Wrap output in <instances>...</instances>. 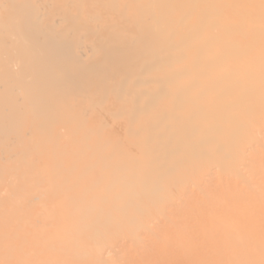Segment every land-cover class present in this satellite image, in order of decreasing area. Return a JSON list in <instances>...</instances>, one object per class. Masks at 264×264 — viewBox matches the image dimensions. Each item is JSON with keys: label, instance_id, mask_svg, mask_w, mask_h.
<instances>
[{"label": "bare ground", "instance_id": "obj_1", "mask_svg": "<svg viewBox=\"0 0 264 264\" xmlns=\"http://www.w3.org/2000/svg\"><path fill=\"white\" fill-rule=\"evenodd\" d=\"M231 206L264 209V0H0V264L214 260L260 234Z\"/></svg>", "mask_w": 264, "mask_h": 264}, {"label": "rangeland", "instance_id": "obj_2", "mask_svg": "<svg viewBox=\"0 0 264 264\" xmlns=\"http://www.w3.org/2000/svg\"><path fill=\"white\" fill-rule=\"evenodd\" d=\"M243 201L246 202L244 199H243ZM242 203H243V202H242ZM242 203H241V204H242ZM246 203H247V202H246ZM246 203H244V204H246ZM233 207H234V206H233ZM233 207H232V206L230 207V209H232V210H231V213L233 212V216L236 217V216H237L236 214H237L238 211L236 212V211L234 210ZM235 208H236V207H235ZM254 210H256V209H254ZM254 210H252L253 213H255ZM259 210H261V209L258 208V212H259ZM234 211H235V213H236L235 215H234ZM262 211L264 212V209H263ZM262 211H261L260 213H255V214L252 213V214H253L252 217H251V216H248L249 214L252 215L250 211H248V212L245 211V213H244L243 211H242V212L240 211L241 213H240L239 215H242V213H243L244 216H245L246 218L249 217L250 219H251V218H254V216H257L258 218H260L259 221H260V220L263 221L264 217H263V212H262ZM246 212H247V214H246ZM256 212H257V211H256ZM259 214H261L262 217H259ZM239 215H238L236 218H235V217H234V218H235V219L238 218V220H239L240 222H242V226H245V225H243V224H246L248 221H251V220H249L248 218H247L248 220H247L246 218L244 219V216H243V215L240 216L241 218H243V219L240 220ZM257 217H255L256 220H255V218H254V220H255L256 223H257V225H256L255 227L258 228L257 230H259V231H258V234H259V232H260L259 235H257V233H256V236H259V238L256 237V236H254V239H253L252 243L250 244V245L253 244V245L257 246V247H256V250H257V251H256V250H255L256 252H253V251H252L253 254L255 253V258H254V255H253L252 253H251L252 255L249 253V252H251V250H253V248H255V246H253V247H252V246H248L249 244H248V245L245 244V245H241V246H240L239 244H237V245H236V244H233V245L231 244V245H230L231 241H232V243H234V239L232 238V236H234V233H232L233 231H231V229H232V230H234V229H233V228H229V230H227L228 232L226 231L227 234L225 235V237L222 238V239H223V240H222L223 243L226 242V246H225V244H224L225 248H224V246L222 247V245L220 246L219 244L216 245L215 243L210 242V241H211L210 238L213 237V236H210V238H209L210 241L208 242V245H209V243H210V245H209L208 247H206V250H203V252H204V251L207 252V250H210L211 247H212V249H213V246L211 245V243H212L213 245L215 244L214 247H215V246H218L219 248H222L221 250L218 249L217 251H220V252H221L222 250H226L225 252H223V255H222V253H220L221 255H220V254H217V253H219V252H217V251L215 250V249L218 248V247H216V248L214 249L215 251H214V250H213V252L211 251V252H212V253H211L212 255L210 254V256H215V258H214V260H213L212 257H211V258H210V257H207V256H209V255H208V254L210 253L209 251H208V253L205 254V255L201 253V252H202V251H201V250H202V249H201L202 247L200 248L201 250H197V251H196L195 248L198 249L199 246H196V244H198V243H197V242H194L193 244H194L195 246H194V245H191V246H193L192 249L190 250L191 253L188 252V253H185V254H184V258H187V260H184V261H185V262L188 261L187 264H188L189 262H190V263L192 262L191 264H198V263L200 264L199 261H202V260L204 259V260H203L204 264H212L213 262H214L215 264H218L219 259H220L219 264H221L222 261H224V260L226 259V260L223 262L224 264H226V263L229 264L230 261H231L230 264H236V262H237L236 260H237V259L239 260V259L241 258V256H242V259H240V260H243V261H244V264H245V263H246V264H252V263H253V264H257V263L255 262L257 259H259V260H257L258 264H261V263L264 264V257H263V256H264V251H263V250H264V247H263V246H264V241L262 240L263 237L260 238V237L262 236V235H261V234H262V233H261V230H262V229L264 230V227L262 226V225H264V221H263V224H262V223L259 224L260 222L257 221V220H258ZM262 218H263V219H262ZM243 220L246 221V222L244 223ZM248 223L250 224L251 222H248ZM252 223H255V222L253 221V219H252ZM256 223H255V224H256ZM258 224H259V226H258ZM247 225H248V224H247ZM247 225H246V226H247ZM257 226H258V227H257ZM261 226H262V227H261ZM259 227H261V228L259 229ZM230 231H231V232H230ZM254 232H256V230H255ZM254 232H253V233H254ZM262 232H263V231H262ZM254 234H255V233H254ZM196 235H197V234H196ZM196 235H195V236H196ZM263 235H264V234H263ZM226 237H227L228 239H226ZM255 238H257V239H255ZM212 239H213V238H212ZM195 240H196V237H195ZM197 240H199V238H198ZM225 240H226V241H225ZM256 240L258 241V243H257ZM259 240H261V242H260ZM207 241H208V239L205 240V241L201 240V242H207ZM224 241H225V242H224ZM229 241H230V242H229ZM262 241H263V243H262ZM219 242H220V240H219ZM254 242H256V243L254 244ZM195 243H196V244H195ZM216 243H217V242H216ZM223 243H221V244H223ZM260 243H261V244H260ZM206 244H207V243H206ZM256 244H258V245H256ZM198 245H201V243L198 244ZM202 245H203V243H202ZM202 245H201V246H202ZM204 245H205V244H204ZM238 245L240 246V248H239ZM259 245H260V246H259ZM205 246H207V245H205ZM227 246H228V247L230 246V247L228 248ZM232 246H236V247L238 246V248L233 247V249H231ZM242 246H243V247H242ZM245 246H246V247H245ZM209 247H210V248H209ZM248 247L251 248V249H249ZM208 248H209V249H208ZM226 248H227L228 250L231 249V250H233V251H231V250L227 251ZM243 248H244V250H245L246 248H248V249H247L248 251L245 250L246 254H244V250H243V253H242V249H243ZM203 249H204V248H203ZM234 249H235V250H234ZM238 249H239V251H238ZM192 250H193V251H192ZM236 250H237V251H236ZM240 250H241V251H240ZM194 251H196V254L194 253V256H191V255H193V252H194ZM198 251H199V252H198ZM197 252H198V253H197ZM216 252H217V253H216ZM226 252H227V253H226ZM231 252H234V253H231ZM237 252H238V253H237ZM240 252H241L242 254H239ZM259 252L261 253L260 255H261V257H262L263 260H261V257H260L259 255H258V256H259L260 258H258V256L256 255V254H258ZM199 253H200V254H199ZM224 253H226V255H224ZM230 253H231L230 256H231L232 258L229 256ZM235 253H236V254H235ZM188 254H191V255H188ZM198 254H199V255H198ZM216 254H217L218 257H216ZM262 254H263V256H262ZM185 255L188 256L189 258H188V257H185ZM202 255H204V256L207 255V256H206V258H204V256H203L202 259H200L199 256H202ZM227 255H228V256H227ZM245 255H246L247 257H246ZM248 255H250L251 257H249ZM190 256H191V257H190ZM195 256H196V257L198 256L199 258H198V257L195 258ZM219 256H220V257H219ZM221 256H223V259H224V260H222V261H221V259H222ZM225 256H226L227 258L230 257V258H229L230 261H229V259H227ZM234 256H235V257H234ZM244 256H245V257H244ZM192 257L195 258V260H194ZM224 257H225V258H224ZM233 257H234V260H235L236 262H235L234 260H231V259H233ZM252 257H253V258H252ZM208 258H209L210 260H209ZM218 258H219V259H218ZM236 258H237V259H236ZM245 258H246V259L250 258L251 261H249V259H248V262H247V260H244ZM190 259H191V261H190ZM199 259H200V260H199ZM205 259H206V261H209V262L206 263ZM217 259H218V260H217ZM253 259H256V260L254 261ZM196 260H197V261H196ZM211 260H212V261H211ZM216 260H217L218 262H217ZM227 260H228L229 262H227ZM252 260H253V261H252ZM193 261H195V263H194ZM210 261H211V262H210ZM232 261H233V262H232ZM243 261H239V263L241 262L240 264H242ZM259 261H261V262H259ZM166 262L169 264V261H166ZM166 262H165V264H167ZM251 262H252V263H251ZM183 263H184V262H183ZM190 263H189V264H190ZM214 263H213V264H214ZM184 264H185V263H184ZM201 264H203V263H201ZM237 264H238V263H237Z\"/></svg>", "mask_w": 264, "mask_h": 264}]
</instances>
